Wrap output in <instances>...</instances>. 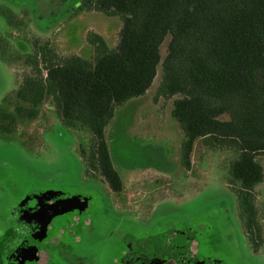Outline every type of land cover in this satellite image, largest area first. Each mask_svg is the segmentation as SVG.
I'll use <instances>...</instances> for the list:
<instances>
[{
  "label": "trees",
  "instance_id": "16d2710c",
  "mask_svg": "<svg viewBox=\"0 0 264 264\" xmlns=\"http://www.w3.org/2000/svg\"><path fill=\"white\" fill-rule=\"evenodd\" d=\"M80 8L120 19L115 47L91 34L86 60L60 57L48 41L33 40L30 53L14 59L24 72L1 101L0 130L36 119L48 105L65 128L89 132L87 150L79 147L87 174L96 171L119 193L105 129L116 108L143 96L160 69L156 96L171 100L183 167L190 169L196 142L235 154L225 184L256 253L264 245L255 194L264 182V0H81Z\"/></svg>",
  "mask_w": 264,
  "mask_h": 264
},
{
  "label": "rangeland",
  "instance_id": "374dc122",
  "mask_svg": "<svg viewBox=\"0 0 264 264\" xmlns=\"http://www.w3.org/2000/svg\"><path fill=\"white\" fill-rule=\"evenodd\" d=\"M80 6L81 0H0V106L4 97L14 94L18 73L24 72L14 59L29 54L33 40L48 41L60 57L75 54L86 60L93 55L87 41L91 34L101 36L108 48L115 47L120 19ZM167 41L161 45L162 56ZM159 74L160 69L143 96L116 108L105 129L110 159L122 181L119 193L112 192L96 171L87 174L79 147L87 150L89 132L65 128L48 105L36 119L19 120L15 129L0 130V231L5 224L2 216L28 193H85L103 196L111 210L136 216L139 225H150L157 232L173 227L176 237L199 229L201 253L221 255L227 264H264V245L256 253L251 250L240 226L236 196L225 184L235 154L205 149L196 142L190 169L183 167V133L171 115V100L156 96ZM259 163L264 172V158ZM255 191L264 225V182ZM7 193H11L9 207L4 206ZM91 202L89 211L103 208ZM226 222L234 227L231 243ZM56 230L55 218L43 247ZM92 247L79 259L104 264Z\"/></svg>",
  "mask_w": 264,
  "mask_h": 264
},
{
  "label": "flooded vegetation",
  "instance_id": "af4514ba",
  "mask_svg": "<svg viewBox=\"0 0 264 264\" xmlns=\"http://www.w3.org/2000/svg\"><path fill=\"white\" fill-rule=\"evenodd\" d=\"M11 193L4 194L7 199ZM86 196L84 210L77 206L52 218L57 219V230L51 234L49 244L42 243L48 237L49 222L45 236L36 240L37 259H25L23 264H85L79 256L90 246L96 259L104 264H227L221 255L201 253L197 238L199 229H188L174 236L175 229L167 228L164 232L150 225L141 226L136 216H129L125 211L111 210L103 196L77 194L75 198ZM71 197L59 192H32L21 197L15 207H9L4 217L5 224L0 231V264H16L19 258L12 254L22 240L39 232L40 224L32 218L37 204L43 200L53 204ZM92 201V202H91ZM92 206L102 204V209L89 211ZM99 210V211H98ZM227 240L234 239L232 223H227ZM164 228V227H163ZM239 247L240 244L236 243Z\"/></svg>",
  "mask_w": 264,
  "mask_h": 264
},
{
  "label": "water",
  "instance_id": "95a60500",
  "mask_svg": "<svg viewBox=\"0 0 264 264\" xmlns=\"http://www.w3.org/2000/svg\"><path fill=\"white\" fill-rule=\"evenodd\" d=\"M86 196H80L75 198L73 196L67 197L58 203H47L46 201H39L37 204V210L33 214L32 218L40 224L39 232L28 238L22 240L21 244L12 254V258H19V263L23 264L25 259L36 260L37 259V245L36 240H40L45 236V232L49 222L53 217L60 215L64 212L72 210L73 207L77 206L80 210H84L87 202Z\"/></svg>",
  "mask_w": 264,
  "mask_h": 264
}]
</instances>
